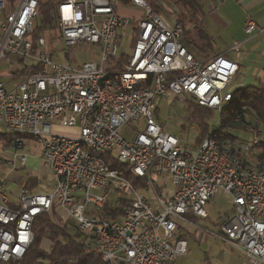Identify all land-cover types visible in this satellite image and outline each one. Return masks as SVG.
<instances>
[{
    "label": "built area",
    "instance_id": "built-area-1",
    "mask_svg": "<svg viewBox=\"0 0 264 264\" xmlns=\"http://www.w3.org/2000/svg\"><path fill=\"white\" fill-rule=\"evenodd\" d=\"M129 1L142 10L140 18L122 16V0H66L59 5L57 29L66 46L89 43L102 50L100 63L74 67L63 53L61 62L54 61L45 37L34 48L40 0H20L7 16L6 2L0 0V68L17 58L29 61L33 71L15 74L13 85L0 79V126L29 136L41 148L54 183L49 193L22 187L17 204L11 205L7 178L19 162H27L20 152L25 141L14 144L12 160H0L1 167L10 166L0 179V263L23 260L36 219L56 209L94 239L105 263L175 264L188 253L181 232L192 226L190 217L208 219L210 200L223 193L232 198L234 214L218 237L250 264H264V160L255 165L245 160L254 157L258 139L244 145L242 158L219 150L209 138L191 153L154 116L156 100L169 95H189L221 111L232 99L227 87L239 66L224 55L197 60L181 43L182 25L164 20L145 0ZM255 30L254 23L246 29ZM130 32L132 53H120ZM259 32L264 35V29ZM131 123L143 124V129L129 143L120 131ZM54 124L79 128V136L54 135ZM106 155L147 180L151 189L155 178H170L172 197L156 194L154 208L123 170L110 167ZM112 192L132 202L115 220L104 215Z\"/></svg>",
    "mask_w": 264,
    "mask_h": 264
},
{
    "label": "trees",
    "instance_id": "trees-1",
    "mask_svg": "<svg viewBox=\"0 0 264 264\" xmlns=\"http://www.w3.org/2000/svg\"><path fill=\"white\" fill-rule=\"evenodd\" d=\"M19 1L5 0L7 7L4 16L13 13ZM64 1L66 0H40L39 16L35 20V30L31 37L35 49H37L38 40L41 37L46 38L48 47H51L54 41L61 40L57 29L58 8ZM145 1L165 20L162 15L163 5L159 0ZM202 1L179 0L183 4L185 12L177 6L171 9L172 13L178 15L176 23L184 28L181 43L197 60H207L216 56L214 55L213 38L206 33L205 29L202 28L203 26L200 27L202 22L197 21L199 18H204ZM122 4L131 7L129 0H122ZM136 39L134 37L133 44H135ZM29 72L33 71L26 67L24 71L18 73L25 75ZM185 102L187 103L188 119L198 129L195 149H198L204 140L209 138L219 150L228 151L232 156L242 158L244 145H241L243 140L239 134H253L252 138L244 143H250L257 138L259 143L256 147V153L252 159L245 160L252 165L264 160V137L261 136L264 134V82L261 81L256 85H249L232 92L231 101L226 103L220 111L218 130L214 133H210V120L216 110L200 105L191 96ZM157 113L158 108L156 107L155 119ZM0 140L9 147L18 140L27 142L31 138L23 134L8 133L0 134ZM103 157L110 164V167L123 170L124 177L135 187L146 188L148 186L147 180L135 177L127 166L117 162L111 155ZM28 188L31 191L34 189L33 181L28 182ZM114 196V204L111 203L112 196H110L105 205L104 215L108 219L115 220L124 215L125 210L131 206L132 202L118 194H114ZM190 219L194 223L198 221L195 217H190ZM226 221L224 220L222 224H225ZM33 235V242L23 260L10 264H112L101 260L94 239L82 235L71 221L59 225L54 223L49 215H41L34 223Z\"/></svg>",
    "mask_w": 264,
    "mask_h": 264
},
{
    "label": "rangeland",
    "instance_id": "rangeland-1",
    "mask_svg": "<svg viewBox=\"0 0 264 264\" xmlns=\"http://www.w3.org/2000/svg\"><path fill=\"white\" fill-rule=\"evenodd\" d=\"M159 1L163 5L162 6L160 4L163 7L162 15L170 24H174L178 16L177 14L171 12L172 7L177 6L180 10L185 12L182 6L183 4L180 3L179 0ZM208 4L209 3L206 1L201 2L202 7H205L206 10ZM131 9L135 12L142 11L139 8ZM227 11L228 12L225 10L229 17H231V24H229L228 27H223L224 25H222V23H217L213 17H209V15L204 17L202 19V25L200 24V27L203 26L202 28L205 29L206 33L211 38H213L215 45L214 55L216 56L220 55V53L225 49L229 50L236 45H240L237 42H240L241 39L244 38V36L240 35L238 31V24L241 18L238 14L239 11H241L240 8L234 3L233 0H229L227 3ZM197 21L201 22L199 19H197ZM245 38L247 37L245 36ZM253 44L258 48L257 52L262 53L264 51V37H259L258 39L254 40ZM52 48L54 54L52 57L54 61L61 62V53H63L67 56L68 61L74 67H80L88 62L100 63L101 61V48L89 43L68 48L65 42L59 40L52 43ZM132 50V32H130L129 38L122 42L120 53L124 51L126 54H130L132 53ZM239 50L240 53H233V57H235V59L238 60L239 64L241 65L240 72L229 83L227 92H234L238 89L255 84L254 80L256 79L254 77V70L256 65L253 61L255 55L251 54V49L246 44L242 45V47L240 45ZM58 54H60V56ZM261 61L264 64V58H261ZM5 64L9 65V61L5 62ZM186 96L190 97L189 95H169L159 97L156 100V107L158 108L156 120L166 133L178 136L181 139L183 145L186 147L187 151L194 153L196 151L195 148L198 129L188 119L187 103L185 102L188 97ZM219 117L220 111H214V115L210 120V133H214L218 130ZM142 129L143 124L137 125L131 123L130 126H124L120 133L126 141L132 143L138 131H142ZM8 133L11 132L5 127L0 126V134ZM52 134L65 137H78L79 128H65L54 124L52 127ZM239 135L243 140L241 144L243 146L245 145L244 142L249 141L253 134ZM261 136L264 137V134ZM24 144L25 147L23 151L20 152L27 155L28 157H34V147L31 145V143L27 141ZM15 151L14 145L7 147L5 146L4 142L0 140V160H12ZM19 175L23 178H26L27 172L21 171ZM2 177H4V169H2L0 166V179ZM156 185L159 188H165L163 179H160ZM136 190L140 195H145L148 200H152L151 193L143 191L139 186H136ZM111 196V203L114 204V192L111 193ZM121 196L124 197V195ZM153 207L156 208V202ZM207 212L209 215L208 219H198L196 224L193 223L189 229L185 230V232H181L183 238L187 240L188 253L179 256L175 264H250V261L239 251L231 248L230 245L226 244L212 234H218L221 230V225H216V223L219 222V224H221L226 218L233 216L232 198L229 195L223 193L216 195L210 200L207 206ZM49 217L51 216L49 215Z\"/></svg>",
    "mask_w": 264,
    "mask_h": 264
},
{
    "label": "crops",
    "instance_id": "crops-1",
    "mask_svg": "<svg viewBox=\"0 0 264 264\" xmlns=\"http://www.w3.org/2000/svg\"><path fill=\"white\" fill-rule=\"evenodd\" d=\"M203 1H206L207 3H209L207 6V10L205 9V7H202L204 10V17H207L208 15H209V17H213V19L217 23H222V25H224L223 27H228V25L231 24V20H230L231 17H229V15L226 13V12H228L227 11V3L229 0H203ZM233 1L241 10L238 13L241 17L239 20V24H238V31H239L240 35L244 36V38H242L241 41L237 42V43L240 44L241 47H242V45L246 44L247 46L250 47L251 54L255 55V58L253 61L256 65V68L254 70V77L256 80H254L255 84H252V85H256L261 81L264 82V64L261 61V58H264V51L262 53L257 52L258 48L256 47V45L253 44L254 40L258 39L259 37H264V35L260 34V32H259L260 29H264V0H233ZM131 8H135V7H133L132 5L130 7L126 4H122L121 8L119 9V13L122 16H125V17L130 18V19L139 18L140 12H135ZM224 9L226 10V12ZM1 17H0V20H1ZM199 19L202 22V19L201 18H199ZM250 23H254L256 25V30L253 33H247V31H246V29ZM245 36L247 38H245ZM240 45H236V46L230 48L229 50L225 49L223 52L220 53V55H224L227 58L233 60L235 63H237V65L239 66V72H240L241 65L239 64L238 60H236L235 57H233L234 56L233 53H240V50H239ZM47 51L50 54L54 55L52 46L51 47L47 46ZM8 61H9V65H6L5 62H8ZM8 61H5L2 65V67L0 68V79L7 81V83L9 85H13L16 82L15 76L21 75L18 72L21 73L24 70V68L30 66V63L24 62L23 60L17 59V58H13V59L10 58V59H8ZM28 142H30L31 145L34 147L33 148V150L35 152L34 157H28L27 156V162L25 164H22L19 162L17 164V168H16L15 172L7 178V186H8V190L10 192L9 193V201H10L11 205L17 204V196L19 195L22 187L25 186L29 190V188H28V182L29 181H33V183H34V189H32V191L29 190L30 192H33V193H49L52 191V189L54 187V183L52 180V174L44 166L41 148L38 145H35V143H33L31 140H29ZM38 147H39V149H38ZM15 150H16V148H15ZM14 154H13V157H14ZM2 169H4V176H5L6 172L10 169V166L6 164L4 167H2ZM21 171L27 172L26 178H23L19 175V173ZM160 179H163L165 188H159L156 185V183ZM154 180H155L154 181V189H151L149 186H147L146 188H140L143 191H147V192L151 193L152 200L151 201L149 200V201H150V203L152 202L153 205L156 202L155 201V195L156 194H158L159 196H162V197L170 198V197H172L174 190H175L171 184L170 178H165V177L164 178H155ZM143 196H145V195H143ZM233 214H234V210H233ZM50 216H51L50 217L51 220L54 223L59 224V225H64L65 223L69 222L67 215L64 212L56 210V209ZM229 218L230 217L226 218L225 220H228ZM59 221H61V222H59ZM196 223H194V224H196ZM216 225H221V227H222L224 224H222V223L219 224V222H218V223H216ZM187 229H189V227L185 228L184 232ZM212 234L214 236H216L217 238H219L220 240H222L220 237H218V235L221 234V230L218 234H214V233H212ZM223 242H225V241H223ZM225 243L230 245L227 242H225ZM231 248H233V247L231 246ZM235 250H237V249H235ZM237 251H239V250H237ZM244 257H246V256H244Z\"/></svg>",
    "mask_w": 264,
    "mask_h": 264
}]
</instances>
